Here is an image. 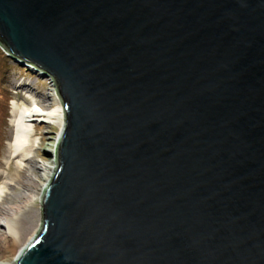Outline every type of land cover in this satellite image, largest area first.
Listing matches in <instances>:
<instances>
[{"label": "water", "instance_id": "water-1", "mask_svg": "<svg viewBox=\"0 0 264 264\" xmlns=\"http://www.w3.org/2000/svg\"><path fill=\"white\" fill-rule=\"evenodd\" d=\"M0 50L64 110L14 264H264V0H0Z\"/></svg>", "mask_w": 264, "mask_h": 264}, {"label": "rangeland", "instance_id": "rangeland-1", "mask_svg": "<svg viewBox=\"0 0 264 264\" xmlns=\"http://www.w3.org/2000/svg\"><path fill=\"white\" fill-rule=\"evenodd\" d=\"M6 73L7 74L3 75V83L1 86L8 93L3 95V98H9L6 100V104L8 107V112L10 114L12 110L11 103L13 101L17 102L20 108H28L31 105L32 100L35 99L37 107H39V109L41 110H45L47 108L46 105L49 106V104L53 102V97L51 96L54 91L53 83L49 79L43 78L34 69L25 68L24 66L11 61L9 62ZM20 85H23L22 87L26 88V94L15 89ZM9 117H11V115H9ZM37 120L38 118H35V121L31 123L34 126L32 134H35L37 139V144L35 146L39 149H36L34 154L32 155V158L30 160L31 162L33 161L32 166L30 167L28 164H26L27 166L24 171L25 179L22 180L23 183H26L28 186L32 187V190L30 192H34L35 190L40 191L41 183H45V181L47 180L46 173H48L49 168L53 167L52 161L55 160L54 156L56 153L57 145L56 140L58 139V134L60 133V129L57 126L40 123ZM6 127L7 129L5 130L4 128L3 130L4 142L3 146L0 149V184L6 180L5 176H7L9 173H13L14 169V162L13 160L10 161L9 159L10 153L8 152V147L6 144L10 140L12 131L9 125ZM52 173L53 172L51 171V174ZM17 189L18 187L15 190L13 189V193L11 192L9 194L13 195L14 192L18 191ZM19 194L20 195L18 196V198L20 196L26 198L28 192L22 191ZM6 197L8 196L5 194L0 200V202H2L1 205L5 208L8 207L5 204L7 200ZM10 207H16L17 210H15L20 211L19 218H21L22 220V225L26 233H28L30 227H35L37 223L38 225L40 224L41 206L39 202H35L29 206H26L25 208L21 206L22 209L17 205H10ZM13 215H15V212L9 211V214L5 217L11 219L14 218ZM1 218L3 219V216H0V224L2 223ZM0 232H3L1 225ZM24 242L25 240H23L21 243L24 244ZM16 251H18V247L16 248ZM15 256V252L11 253L9 251L0 250V264H3L2 261L9 264L13 263L15 260Z\"/></svg>", "mask_w": 264, "mask_h": 264}, {"label": "bare ground", "instance_id": "bare-ground-1", "mask_svg": "<svg viewBox=\"0 0 264 264\" xmlns=\"http://www.w3.org/2000/svg\"><path fill=\"white\" fill-rule=\"evenodd\" d=\"M22 86L20 85L15 89L26 94V88H23ZM51 96L53 97V102H51L49 106L46 105L47 108L45 110H41L39 107H37L35 99L32 100L31 105L28 108H20L18 103L13 101L11 103V114L9 113L11 117H8L6 121V126L9 125L12 131L10 140L6 144L8 147V152L10 153L9 159L10 161L13 160L14 162V169L13 173H9L7 176H5L6 180L0 184V200L3 198V195L6 194L8 196L6 197L7 200L5 203L8 206L7 208L3 207L1 205L2 202H0V216H3V219L1 218L2 223L0 224L3 229V232H0V250L9 251L11 253L15 252V259L27 242H29L36 233L38 223L35 227H30L28 233H26L22 225V220L19 218L20 211H16L17 208L10 207V205H17L18 207L23 206V208H25L26 206H29L35 202L40 203L41 192L48 183L51 176V171L53 172L55 166L54 160L52 161L53 167L49 168L48 173H46L47 180L45 183H41L40 191L35 190L34 192H30L32 187L22 182V180L25 179L24 171L27 166L26 164H28L30 167L32 166L33 161H30L32 155L36 149H39L35 146L37 144V139L36 135L32 134L34 126L31 122H34L35 118H38L37 121L40 123L57 126L60 129V132L62 131L64 125V110L55 87ZM6 126L4 127L5 130L7 129ZM17 187L18 191L16 190L17 192H14L13 195H10L9 193H13ZM22 191L28 192L26 198L21 196L18 198L20 195L19 193ZM9 211L15 212V215H13L14 218L9 219L5 217L9 214ZM23 240H25L24 244L21 243ZM17 247L18 251H16ZM2 263L9 264L3 261ZM10 264H14V262Z\"/></svg>", "mask_w": 264, "mask_h": 264}, {"label": "trees", "instance_id": "trees-1", "mask_svg": "<svg viewBox=\"0 0 264 264\" xmlns=\"http://www.w3.org/2000/svg\"><path fill=\"white\" fill-rule=\"evenodd\" d=\"M11 61L12 60L7 58L4 52L0 50V91H1L0 92V149L3 146V142H4L3 130H4V127L7 125L6 121L9 117L8 107L6 104L7 102L6 100L9 98H3V95L8 94V93L4 88H2L1 85L3 83V75L7 74L6 70L8 69L9 62ZM0 153H1V150H0Z\"/></svg>", "mask_w": 264, "mask_h": 264}]
</instances>
